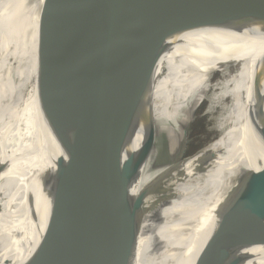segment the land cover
<instances>
[{"label": "bare ground", "instance_id": "obj_1", "mask_svg": "<svg viewBox=\"0 0 264 264\" xmlns=\"http://www.w3.org/2000/svg\"><path fill=\"white\" fill-rule=\"evenodd\" d=\"M87 1H62L59 9L66 20L57 24L51 20L55 0H0V75L4 74L3 86L7 76L21 86L1 101L0 140L7 134L6 123L20 115L34 113L22 126L40 122L25 137L18 138L16 129L10 140L0 141V264L6 260L21 263L23 253H30L35 245L33 226L23 208L28 191L24 177L45 165L40 155L52 141L54 123L60 122L62 133L76 115L88 110L81 74L90 14ZM99 1L96 15L101 27L110 28L117 12L108 4L105 17L104 0ZM41 9L51 11L50 26L47 34L37 38ZM263 10L264 0H245L242 8H231L182 32L159 59L156 71L161 73L152 106L90 198L91 229L97 235L112 231L128 206L145 191L160 186L173 169L174 179L159 204L145 200L135 230L109 264H194L236 197V180L260 172L264 163ZM36 65L63 77L64 116L57 114L55 100L47 97L50 89L45 74L35 76ZM76 85V99L69 104L66 96L74 94ZM202 102L207 103L204 114L215 120L211 129L216 136L201 149L190 151V126ZM46 105L51 109L43 119L36 114H42ZM166 108L172 117L160 130L154 112ZM55 152L57 157L62 155L59 148ZM38 159L42 160L38 163ZM21 217L24 220L17 225L13 220ZM95 256L68 223L39 264L89 261ZM235 260V264H264V232L252 246L237 251Z\"/></svg>", "mask_w": 264, "mask_h": 264}, {"label": "water", "instance_id": "obj_2", "mask_svg": "<svg viewBox=\"0 0 264 264\" xmlns=\"http://www.w3.org/2000/svg\"><path fill=\"white\" fill-rule=\"evenodd\" d=\"M62 1L55 0L57 8L54 17L51 16L57 24L66 20L59 9ZM244 2L104 0L105 17L109 5L117 12V18L108 28L109 25L101 27L96 15L101 2L87 1L90 14L88 12L81 74L88 110L84 115H76L62 133L61 124L56 120L51 134L56 144L49 141L40 155L45 165L24 177V184L28 182L24 209L33 226L35 245L30 253H23L19 264H39L59 231L68 223L96 256L89 261L80 258L64 264L111 262L135 230L145 200L151 198L154 204H159L174 179L175 169L160 181V186L145 191L131 203L123 220L109 233L103 231L97 235L91 229L90 198L152 106L154 86L161 73L156 71L159 59L179 41L177 38L182 32L226 10L242 8ZM50 12L41 9L36 22L37 38L49 31ZM80 47L81 43L79 51ZM44 73L50 89L47 97L55 100L57 114L64 116L63 77L52 76L48 68ZM57 148L62 151L58 157ZM31 180L35 184H31ZM235 184L236 197L220 216L194 264H235L236 252L252 246L264 232V163L260 172L243 175ZM3 264L13 262L6 260Z\"/></svg>", "mask_w": 264, "mask_h": 264}, {"label": "rangeland", "instance_id": "obj_3", "mask_svg": "<svg viewBox=\"0 0 264 264\" xmlns=\"http://www.w3.org/2000/svg\"><path fill=\"white\" fill-rule=\"evenodd\" d=\"M79 66H80V64H79ZM33 68L35 69L34 74H35L36 77H40V76H42V75L45 74L44 73V71H45L44 66L36 65V66H33ZM76 69L79 70V67L77 66ZM26 71H27V69H26ZM3 77H4V74L3 75H0V95H2V93L4 92L3 97L0 99V104L2 103L1 101L4 99L5 95H7L9 93L8 95H9V97H11L21 87L20 86V87L17 88L16 85L18 83L16 81L12 82V79L9 76H7V78H6V84L4 83V86H3ZM74 90H75L74 91V94L73 93H70L71 95L68 94L66 96V101L69 104L72 103V101L76 99V96L75 95H76V92H77L76 91L77 90V85L75 86ZM206 106H207V103L206 102H202L197 107L196 111L194 112L193 121L191 122V126H190V128H191V130H190V136H189L190 137V141H189V150L190 151H194V150L201 149L202 146H204V144L206 142L210 141L213 137L216 136V133L213 131V129H211V128L214 127V121H215L214 118L210 117L207 114H204L205 113L204 111H205ZM71 107H72V105H71ZM49 108L51 109V105H50V107H49V105H46L45 110L43 111V113L42 114L41 113H38L36 115L37 116L44 117L43 119L47 118L48 115H49L48 114L49 113L48 112ZM169 110H170L169 108H166V109H158V110H156L154 112L155 117L157 118L158 124L160 126V130L164 127V124L166 122H168V120H170V118L172 117V115H170V113H169ZM1 111H2V109H0V112ZM33 115H34V113H33ZM33 115L32 114L20 115L15 121L6 123V125H5L6 128L5 129L7 131V134L1 140L2 141H5V142L8 141V140H10L11 134H13L16 131V129H18L17 132H16V135H17L18 138H22L23 136L25 137V136H27L29 134V132L30 133H33L34 131H36L39 128L40 122H37V123L36 122H33V123L30 124V122L28 121V123L25 124V126H22L23 125V122L25 120H28L29 118H31V116H33ZM1 129H3V126L0 124V130ZM27 130H28V132H27ZM214 133H215V136H214ZM28 141L29 140H27V142H26V145L24 147V150H25L26 146L28 145ZM23 151H21L19 153V155ZM17 157L13 158V160H15ZM27 193H28V191H27ZM9 201H10V199H9ZM25 205H26V200L24 202L23 208L25 207ZM22 219L24 220V218L21 217L19 219H15L13 221L16 222L17 225H18V224H21V222H22L21 220ZM2 229H4V228H2Z\"/></svg>", "mask_w": 264, "mask_h": 264}, {"label": "crops", "instance_id": "obj_4", "mask_svg": "<svg viewBox=\"0 0 264 264\" xmlns=\"http://www.w3.org/2000/svg\"><path fill=\"white\" fill-rule=\"evenodd\" d=\"M16 86H17V88L20 87V85H18V84Z\"/></svg>", "mask_w": 264, "mask_h": 264}]
</instances>
